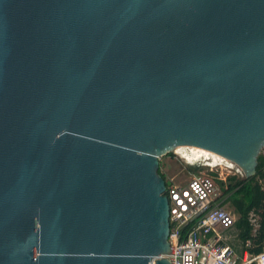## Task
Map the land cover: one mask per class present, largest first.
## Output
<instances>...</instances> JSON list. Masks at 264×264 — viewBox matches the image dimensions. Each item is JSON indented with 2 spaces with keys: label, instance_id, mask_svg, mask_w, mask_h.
I'll return each mask as SVG.
<instances>
[{
  "label": "water",
  "instance_id": "1",
  "mask_svg": "<svg viewBox=\"0 0 264 264\" xmlns=\"http://www.w3.org/2000/svg\"><path fill=\"white\" fill-rule=\"evenodd\" d=\"M262 148L264 0H0V264H170L159 157Z\"/></svg>",
  "mask_w": 264,
  "mask_h": 264
},
{
  "label": "built area",
  "instance_id": "2",
  "mask_svg": "<svg viewBox=\"0 0 264 264\" xmlns=\"http://www.w3.org/2000/svg\"><path fill=\"white\" fill-rule=\"evenodd\" d=\"M216 178L220 179L211 173H198L185 184L171 182L165 187L169 205L167 259L171 260L170 264H264V250L251 254L250 240L245 242L238 261L231 246L222 238V231L233 225L235 217L220 204Z\"/></svg>",
  "mask_w": 264,
  "mask_h": 264
},
{
  "label": "trees",
  "instance_id": "3",
  "mask_svg": "<svg viewBox=\"0 0 264 264\" xmlns=\"http://www.w3.org/2000/svg\"><path fill=\"white\" fill-rule=\"evenodd\" d=\"M200 166L197 169H200ZM157 172L165 179L158 169ZM210 173L217 176L214 172ZM216 182L223 196V198L220 196L222 200L220 204L230 202L238 214L233 225L223 232L225 241L235 252L238 261H240L247 240L252 243L249 249L251 254L262 252L264 250V154L260 151L257 156L254 175L250 177L229 175L225 180L216 178ZM189 226L190 223L183 230ZM249 264H256V262Z\"/></svg>",
  "mask_w": 264,
  "mask_h": 264
},
{
  "label": "rangeland",
  "instance_id": "4",
  "mask_svg": "<svg viewBox=\"0 0 264 264\" xmlns=\"http://www.w3.org/2000/svg\"><path fill=\"white\" fill-rule=\"evenodd\" d=\"M260 151L261 153L264 154V148H262ZM190 156L191 154H189L183 160H181L182 158L181 157L179 158V156L174 151L168 152L162 155L161 157H159L158 170L160 171V173L164 175L165 180H169L172 183H177V184H185L192 175L198 173L208 174L210 172H214L222 180H224L229 175H236L239 177L243 176L241 172L230 167L223 161H218L216 164H212V165L202 163V167L200 166L201 167L200 169H197L195 170V172H193L184 163V161ZM219 193L221 196L222 191L220 187H219ZM221 198H223V196H221ZM223 206L226 209L232 211L233 215L235 216L238 215L236 211H234V208L230 202L226 201L225 203H223Z\"/></svg>",
  "mask_w": 264,
  "mask_h": 264
},
{
  "label": "crops",
  "instance_id": "5",
  "mask_svg": "<svg viewBox=\"0 0 264 264\" xmlns=\"http://www.w3.org/2000/svg\"><path fill=\"white\" fill-rule=\"evenodd\" d=\"M234 217H235V220L237 219V217H238V215L237 216H235L234 215ZM223 232H224V230L222 231V233H221V236H222V238L224 239V236H223ZM225 240V239H224ZM226 242V241H225ZM227 243V242H226ZM228 244V243H227ZM235 253V252H234ZM243 254V253H242ZM238 258V257H237ZM241 258V257H240Z\"/></svg>",
  "mask_w": 264,
  "mask_h": 264
},
{
  "label": "bare ground",
  "instance_id": "6",
  "mask_svg": "<svg viewBox=\"0 0 264 264\" xmlns=\"http://www.w3.org/2000/svg\"><path fill=\"white\" fill-rule=\"evenodd\" d=\"M174 151V150H173ZM180 158V157H179ZM182 160V159H181ZM219 164V163H218ZM202 167V166H201ZM229 168V167H228ZM232 169V168H231Z\"/></svg>",
  "mask_w": 264,
  "mask_h": 264
}]
</instances>
